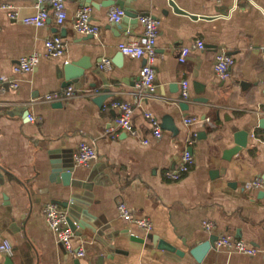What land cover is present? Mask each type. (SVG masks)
<instances>
[{
    "label": "crops",
    "instance_id": "0c3cea01",
    "mask_svg": "<svg viewBox=\"0 0 264 264\" xmlns=\"http://www.w3.org/2000/svg\"><path fill=\"white\" fill-rule=\"evenodd\" d=\"M5 1L21 16L37 10L36 0H0ZM116 1L66 0L64 24L51 14L40 27L0 9V75L19 82L17 88L7 82L0 89V243L13 244L12 253L0 250V264H264V189L251 184L256 177L264 179V140L257 138L264 135V0H174L181 12L170 0H123L161 21L153 95L137 87L146 59L119 48L122 41L142 40L144 27L139 18L110 21ZM81 6L91 7L99 35L75 30ZM55 33L67 41L62 56L46 54L45 41ZM198 38L205 47L193 48L181 62V49ZM219 50L235 58L228 78L214 67ZM33 52L40 53L39 63L31 71L14 72L19 58ZM105 58L112 60L111 69L101 67ZM82 59L91 68L86 79L70 84L77 94L60 100L61 106L42 99L68 87L64 66ZM183 80L190 83L188 98L181 97ZM105 87L110 96L99 104L95 98ZM114 100L133 106L137 134L112 129L118 114ZM146 111L161 123L171 115L178 132L162 126V136L155 137ZM186 117L197 120L189 123ZM247 129V146L226 159L235 132ZM82 141L98 151L88 165L74 160ZM186 149L195 159L190 171L177 180L168 178L166 171L179 167ZM67 163L73 166L68 181L63 177ZM119 198L135 216L150 219L152 230L124 218ZM48 202L67 214L64 202L83 211L81 234H75L73 244L85 255L69 252L58 241L44 215ZM204 220L215 222L216 229L206 230ZM148 233L185 253L158 248ZM214 233L243 239L257 253L215 246L198 262L190 248ZM133 235L144 240H132Z\"/></svg>",
    "mask_w": 264,
    "mask_h": 264
},
{
    "label": "built area",
    "instance_id": "2783aa9c",
    "mask_svg": "<svg viewBox=\"0 0 264 264\" xmlns=\"http://www.w3.org/2000/svg\"><path fill=\"white\" fill-rule=\"evenodd\" d=\"M36 7L37 10L35 12L21 16L19 10L10 2H0V9H5L10 18H21L23 22L39 27L47 24L51 14H53L58 25L64 24L68 18L66 0H36ZM124 16L125 10L119 5L112 6L109 10V19L112 22L118 23L124 18ZM139 20L144 27L143 39L138 40L136 38H131L128 41H122L119 43V48L125 55L146 59V62L141 69L140 80L137 83V87L140 92L153 95L157 91L154 63L157 58L156 45L160 33L161 21L159 18L149 14L140 15ZM73 26L75 30L81 34L99 35L101 32V26L91 18L90 6H81L77 9L73 20ZM45 46L47 55L62 56L67 49V41L60 33H55L47 38ZM204 47V40L198 38L191 46H184L181 49L178 58L181 62H184L193 48L203 49ZM40 59L41 55L39 52H33L27 56H22L14 65V72L31 71L39 63ZM234 63L235 58L232 54H229L225 50H219L216 52L214 67L220 77L228 78L231 75V68ZM112 66L113 62L109 58H105L101 63L103 69H111ZM7 82H9V85L13 88L19 86V82L16 79H10L7 76L0 75V89L4 88ZM76 94L77 89L73 85H69L61 91L48 93L42 96V99L48 101H60L71 98ZM189 95L190 83L188 80H183L181 97L188 98ZM112 105L118 109V114L115 118V126L112 127V129H121L131 134H137L138 131L133 121V106L129 102L122 100H114ZM145 116L151 123L154 136L157 138L161 137L163 134L161 120L151 111H146ZM196 120V117L185 118V121L189 123ZM253 135L255 136L254 133ZM257 138L259 140H264V135ZM144 142L147 143L148 139H145ZM97 157L98 151L96 147L87 141H82L74 153V160L77 164L88 165ZM194 160L193 153L186 149L182 154L179 167L167 170L166 175L172 180L182 178L190 171ZM251 184L256 188L264 189V179L262 177L254 178ZM117 207L124 218L135 222L147 231L152 230L153 223L151 220L135 216L123 198L118 199ZM43 211L50 228L56 233L58 241L66 248V250L69 252H76L79 256L85 255L86 251L84 248L79 247L76 249L73 244L75 232L68 223L66 210L56 203L48 202L45 204ZM203 227L212 232L216 229V224L211 220H204ZM215 244L217 247H228L248 254L257 253V248L255 246L231 234H219ZM0 250L12 253L13 244L10 241L4 240L0 243Z\"/></svg>",
    "mask_w": 264,
    "mask_h": 264
},
{
    "label": "water",
    "instance_id": "95a60500",
    "mask_svg": "<svg viewBox=\"0 0 264 264\" xmlns=\"http://www.w3.org/2000/svg\"><path fill=\"white\" fill-rule=\"evenodd\" d=\"M114 3H116L117 5H119L120 7H122L125 10L124 20H126L128 17H133V18H136L138 20L139 16L143 15V13L140 14L137 10L128 6L126 4V2L123 0H117ZM170 4L173 6L175 11H178V12L184 11L183 8L178 6V4L174 0H170ZM93 5L97 6V4H94V3H93ZM89 68H91V66L88 63H86L83 59L80 61H77V62L66 63L64 66V69H63L64 70V77H65L64 85L67 86V85H70L74 82L75 83L82 82L84 79L87 78V70ZM109 91H110V89L108 87H105L104 93L98 95L95 98L97 103L102 104L104 102V100L110 96ZM204 91H205V86L202 88V90L200 92L203 93ZM199 100L205 102L208 100V98L207 97H201V98H199ZM55 105L61 106L62 102L57 101V102H55ZM181 107L187 108L188 104L182 103ZM26 113L28 115V112H26ZM260 125L264 127V119L260 120ZM162 126L165 129L173 131L174 133L178 132V128L175 124V120L171 115L165 116V118L163 119ZM249 133H250L249 129L240 130V131L237 130L235 132V134H234L235 144H234V146H232L227 151L226 156H225L226 159H230L233 155L240 152L242 150V148L247 146L248 140H249ZM71 171H73L72 163H67L65 173L63 174V177L66 179V181H68L69 176L71 175ZM92 177H93V173H91L89 175V179H92ZM90 181H92V180H88V182H90ZM84 186L87 187V185H84ZM62 205L68 209L67 220H68L70 227L74 230L75 234H77V235L81 234L80 228H82L83 226L81 225L82 223L80 222L79 217L83 214V211L78 212L77 210H75L74 208H72L69 205V202H64V203H62ZM237 236L238 237L241 236L239 229H238ZM146 238L154 240L156 242L158 248L169 250L171 252H175L178 255H183L185 253L184 250L179 248L174 243L166 240L163 237L157 236L153 233H148L146 235ZM131 239L137 240V241H143L144 240V238H140V237L134 236V235L131 236ZM217 239H218V235L215 233L212 234L208 239L193 244V246L190 248V253L198 262H202V260L204 259L206 254L209 252V250L216 246L215 242Z\"/></svg>",
    "mask_w": 264,
    "mask_h": 264
}]
</instances>
